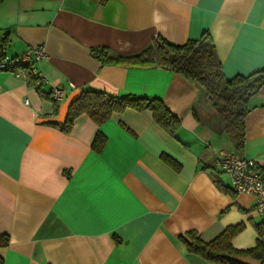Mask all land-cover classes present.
I'll return each instance as SVG.
<instances>
[{
  "label": "crops",
  "instance_id": "1",
  "mask_svg": "<svg viewBox=\"0 0 264 264\" xmlns=\"http://www.w3.org/2000/svg\"><path fill=\"white\" fill-rule=\"evenodd\" d=\"M205 31L226 78L264 68V0L0 4L4 54L43 47L47 58L35 67L48 80L38 89L0 71V234L9 238L0 248L3 264H212L187 250L189 233L208 242L236 225L243 230L233 248L255 246V225L264 226L256 199L233 192L215 161L222 152L236 153L264 173V86L249 101L245 144L237 152L201 90L182 76L91 55L92 49L134 55L157 35L180 45ZM50 86L63 90L60 102ZM85 90L156 98L180 127L170 135L151 112L127 109L100 126L82 115L64 133L67 109ZM98 132L106 139L99 153L92 148Z\"/></svg>",
  "mask_w": 264,
  "mask_h": 264
},
{
  "label": "trees",
  "instance_id": "2",
  "mask_svg": "<svg viewBox=\"0 0 264 264\" xmlns=\"http://www.w3.org/2000/svg\"><path fill=\"white\" fill-rule=\"evenodd\" d=\"M4 1L0 0V4ZM5 45L3 43L0 46L2 54ZM91 55L101 63L134 69H158L182 76L201 90L205 105L213 111L218 128L227 136L233 149L237 152L243 149L244 122L249 111V101L264 86V68L246 76L226 78L208 32L180 45L157 35L143 51L129 56L108 57L105 49H92ZM127 109L151 112L155 123L170 135H174L180 127L178 119L156 98H141L131 94L114 97L96 90H85L73 100L67 109L64 123L59 127L64 133L70 132L75 120L82 115L88 116L100 126L114 113H122ZM105 141L101 133H96L92 142L93 150L101 152ZM163 160L178 169L179 166L173 160L165 156ZM255 228L259 238L255 246L247 250H236L231 245V240L243 230V225L229 226L208 242L189 233L191 240L185 241V245L190 253L212 264H242L237 258L244 257L264 264V226L259 224ZM8 243V236L0 234V248L6 247ZM0 264H3L1 257Z\"/></svg>",
  "mask_w": 264,
  "mask_h": 264
},
{
  "label": "built area",
  "instance_id": "3",
  "mask_svg": "<svg viewBox=\"0 0 264 264\" xmlns=\"http://www.w3.org/2000/svg\"><path fill=\"white\" fill-rule=\"evenodd\" d=\"M45 58L47 55L43 47L28 48L22 55L13 58L2 54L0 47V71L22 77L33 87L41 89L48 85V80L35 64ZM48 92L56 102L63 99V90L57 86H50ZM27 105L28 102L25 101V106ZM215 168L228 176L233 192L253 196L257 212L264 217V173L257 162L236 153L222 152L216 158Z\"/></svg>",
  "mask_w": 264,
  "mask_h": 264
}]
</instances>
